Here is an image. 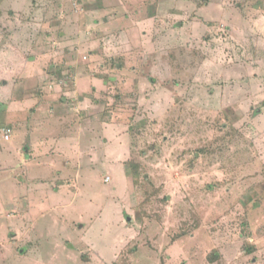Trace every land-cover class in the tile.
<instances>
[{"label": "rangeland", "instance_id": "374dc122", "mask_svg": "<svg viewBox=\"0 0 264 264\" xmlns=\"http://www.w3.org/2000/svg\"><path fill=\"white\" fill-rule=\"evenodd\" d=\"M0 264H264V0H0Z\"/></svg>", "mask_w": 264, "mask_h": 264}]
</instances>
